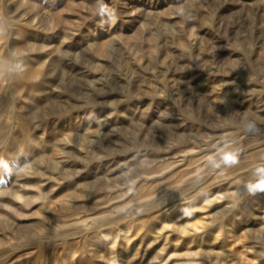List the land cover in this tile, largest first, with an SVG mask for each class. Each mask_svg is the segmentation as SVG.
Returning a JSON list of instances; mask_svg holds the SVG:
<instances>
[{
    "label": "rangeland",
    "instance_id": "1",
    "mask_svg": "<svg viewBox=\"0 0 264 264\" xmlns=\"http://www.w3.org/2000/svg\"><path fill=\"white\" fill-rule=\"evenodd\" d=\"M262 164L264 0H0V264H264Z\"/></svg>",
    "mask_w": 264,
    "mask_h": 264
},
{
    "label": "clouds",
    "instance_id": "2",
    "mask_svg": "<svg viewBox=\"0 0 264 264\" xmlns=\"http://www.w3.org/2000/svg\"><path fill=\"white\" fill-rule=\"evenodd\" d=\"M101 13L104 15H108V18L111 22H115V14L109 12L106 6L101 8ZM179 14L185 20H191V12L186 10L185 8L181 7L179 9ZM17 69L21 67V64L17 63L15 65ZM245 130L248 132H259L260 130L257 128L256 123L254 121H247L245 126ZM209 164L213 168H221L222 166L232 167L239 163V151L238 150H230V151H223L220 154L219 159L215 157L208 158ZM244 188L248 195L256 196L259 193H264V164L259 165L255 168L253 172V179L249 180L247 183L244 184ZM187 211V210H185Z\"/></svg>",
    "mask_w": 264,
    "mask_h": 264
}]
</instances>
